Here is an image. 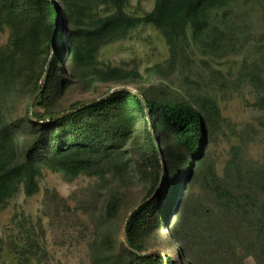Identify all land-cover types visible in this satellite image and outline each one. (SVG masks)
I'll use <instances>...</instances> for the list:
<instances>
[{
  "label": "trees",
  "instance_id": "trees-1",
  "mask_svg": "<svg viewBox=\"0 0 264 264\" xmlns=\"http://www.w3.org/2000/svg\"><path fill=\"white\" fill-rule=\"evenodd\" d=\"M95 1L103 15L84 5L89 0H0V31L10 30L0 49V207L20 190L34 196L44 171L60 174L68 183L80 176L94 179L87 193L92 204L99 189L110 190L136 172L149 188L126 221L127 246L121 243L114 252L110 236L102 244L95 240L89 247L92 264H174L161 253L141 255L147 249L142 240L152 219L164 212L159 205L173 177L183 171V183L198 181L210 202L183 203L179 211L176 203L165 213L163 232L187 264H242L249 256L264 264V162L247 163L241 148L232 146L223 176L217 175L205 154L222 122L216 101L199 94L187 78L186 88L167 93L163 81L156 88H142L134 71L95 68L103 47L143 24L162 34L170 51L169 68L190 45L205 55L217 54L226 44L224 36H230L224 24L237 0H154L153 9L142 17L125 11L128 0ZM159 74L154 70L150 78ZM215 75L222 78L220 72ZM238 78L259 92L257 107L264 110L261 68L243 64ZM109 84L138 85L139 95L122 88L99 101H75L66 110L56 107L74 85L87 89ZM18 103L24 106L21 117L12 113ZM135 119L150 124L159 146L150 132L139 140ZM120 203L111 195L104 208L107 221L118 214Z\"/></svg>",
  "mask_w": 264,
  "mask_h": 264
},
{
  "label": "rangeland",
  "instance_id": "rangeland-1",
  "mask_svg": "<svg viewBox=\"0 0 264 264\" xmlns=\"http://www.w3.org/2000/svg\"><path fill=\"white\" fill-rule=\"evenodd\" d=\"M84 5H88L92 13L104 14L103 7L95 0ZM153 6L154 0H128L124 9L132 16L142 17ZM16 10L22 13L20 6ZM220 26L223 27V23ZM224 26L230 36H224L227 41L220 52L205 55L198 46L190 45L169 68L170 51L162 34L153 26L143 24L126 38L103 47L95 66L98 71H105L108 67L134 71L142 79V88H156L163 81L167 93H170L168 89L186 88L187 78L197 85L194 89L199 94L211 96L220 109L222 122L207 142L205 154L220 177L232 146L241 148V157L247 163L264 162V110L257 107L259 92L238 78L243 64L256 63L264 74V0H237ZM9 33L8 27L0 31V49L8 42ZM154 70L161 74L150 78ZM216 72H220L224 79L217 77ZM80 87L74 85L66 90L57 99V109L66 110L75 101H99L122 88L139 95L138 85ZM35 95L34 101L38 94ZM32 99L29 113L34 103L31 104ZM23 108V104L18 103L12 113L21 117ZM132 113L137 114L136 107ZM133 126L141 142L150 132L159 146L149 123L135 119ZM130 159L135 169L136 158L132 156ZM160 176L162 180L164 172ZM183 178L184 172L181 171L171 179V189L159 205L165 207L164 212L152 219L153 227L147 229L142 240L147 249L141 255L161 253L164 259L169 256L174 264H187L178 247L169 242L163 232L165 213L173 204L176 207V203L179 211L183 203L189 207L199 202L210 205V202L198 181L183 183ZM37 182L38 192L34 196L26 197L20 190L5 207H0V264H92L89 247L95 240L102 244L105 235L113 239L112 251L117 252L121 243L127 246L126 221L142 204L149 188L145 178L133 172L125 180L114 182L110 190L99 189L92 204L87 200V193L94 186V179L80 176L68 183L60 174L44 171ZM111 195H116L121 203L118 214L107 221L104 208ZM242 264L256 262L249 256L243 258Z\"/></svg>",
  "mask_w": 264,
  "mask_h": 264
},
{
  "label": "water",
  "instance_id": "water-1",
  "mask_svg": "<svg viewBox=\"0 0 264 264\" xmlns=\"http://www.w3.org/2000/svg\"><path fill=\"white\" fill-rule=\"evenodd\" d=\"M46 78H47V72L44 74V77H43V79L41 80L40 86H42V85L45 83ZM39 92H40V91H38L36 94H38ZM35 96H36V95H35ZM35 96L33 97L32 101H31V104H32V102L34 101ZM65 114H68V113H65ZM60 116H62V115H60ZM60 116H59V117H60ZM162 166H163V162H162Z\"/></svg>",
  "mask_w": 264,
  "mask_h": 264
}]
</instances>
